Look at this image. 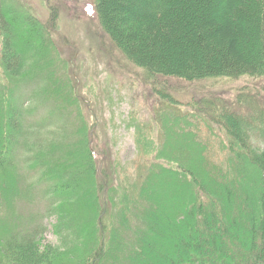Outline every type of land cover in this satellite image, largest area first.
<instances>
[{
	"label": "trees",
	"instance_id": "1",
	"mask_svg": "<svg viewBox=\"0 0 264 264\" xmlns=\"http://www.w3.org/2000/svg\"><path fill=\"white\" fill-rule=\"evenodd\" d=\"M95 9L98 22L111 41L149 74L188 82L208 78L246 76L254 80L264 77V0H95ZM17 18L22 19L18 21ZM35 27L42 33H35ZM45 30L43 23L33 16L18 17L12 13L7 0H0V62L10 83L15 82L20 87L23 81L34 77L31 83L38 85L52 70L48 68L51 63L49 55L41 56L40 45L46 42L48 35ZM203 93L206 92L202 91L203 96L194 103L198 112L193 114L214 118L224 126L229 139L226 148L233 152L229 154L228 163L233 167L229 166V172L210 174L201 158H198L197 167L190 169L182 166L184 163L180 164L178 157L175 160L179 167L165 166L153 157L150 163L156 164L146 165V172L133 192V203L138 209L143 205L140 209L143 211L141 188L151 181L154 172V177L158 178L156 183L160 185L156 190L157 197L160 192V201L165 198L163 194L168 189V181L183 189L185 208L176 213L182 216V222L180 218H169L168 224L166 219L162 222L160 218L152 225V219L143 220L141 217L137 223L140 221L143 226L139 230L140 235H135L139 237L135 242L141 245L140 251L145 256L120 259L114 252L122 242H117L116 235L113 241L102 237L101 232L96 236L95 228L103 216L97 213L95 218L96 212L92 215L96 199L94 189L97 188L98 196L102 197L112 179L100 178V166L93 159V153L88 152L89 161L82 160L80 165L65 174H53L52 178L57 181L51 185L52 178L46 173L48 167L59 159L57 156L63 155L62 150L66 155L69 151L72 156L74 143H68L63 135L65 132H60L64 124L61 130H52L50 136H42L38 127L43 128L51 118L59 122L64 118L61 119L55 107L49 112L48 120L43 119L40 124L25 120L32 106L26 111L22 105V94L18 93L16 98L13 94L17 91L7 89L1 100H7L8 105L0 110V115L7 114L5 134L8 139L0 138V166L4 163L10 167L17 147H22L27 164H31L29 169L38 173L32 188L39 183L44 184V189L48 191L46 195L51 196L48 202L72 199L84 205V211L75 210L78 218L73 217L70 232L66 227L62 231L68 233L59 237L58 246L39 252L40 238L37 236L42 229L37 224L20 232L22 235L16 239V252L13 258L10 256L12 263L105 264L117 259L120 264H264V109L245 104L246 109L239 107V113L233 109L237 106L233 105L237 104L235 101L228 104L218 95L213 97L208 92ZM35 99L39 102L32 104L41 108L44 105L41 98ZM245 119L254 120L257 127L249 125ZM183 131L188 134L184 137L188 143L192 138L199 146L197 151H202L203 146L193 132ZM254 133L260 144H254ZM47 145H64V148L54 154H46ZM156 151L160 160L166 158L159 155L160 150ZM42 153L47 160L40 159ZM80 166L90 170V181L82 175L83 171L78 169ZM209 179L219 185L223 183V195L222 192H213L214 183L207 181ZM196 184L199 190L192 197L191 185L194 187ZM9 207L12 209L15 205ZM160 213L164 215L161 209ZM10 219H14L11 213ZM1 224L6 223L2 221ZM156 227L162 232V237H159L158 231L154 232ZM169 227L176 231L171 235L172 246L168 241ZM13 234L9 231L3 238H7L6 242L9 238L12 241L15 239L11 237Z\"/></svg>",
	"mask_w": 264,
	"mask_h": 264
},
{
	"label": "rangeland",
	"instance_id": "2",
	"mask_svg": "<svg viewBox=\"0 0 264 264\" xmlns=\"http://www.w3.org/2000/svg\"><path fill=\"white\" fill-rule=\"evenodd\" d=\"M7 4L16 16L31 15L43 23L45 33L51 40L47 35L46 42L41 43V56L49 55L51 63L48 68L52 70L38 85L31 83L34 80L32 77L23 81V87H18L19 85L10 83L6 78L0 62V110L8 105L7 100H1V96L10 88L17 91V94H13L16 98L18 93L22 94V105L26 111L32 106L27 113L29 116L25 117L31 123L40 124L43 119L48 120V114L53 108H57L64 120L59 122L56 118H51L43 128L38 129L42 136H50L52 130L59 131L64 124V129L60 132H65L63 135L68 143H74V149L70 156L69 151L66 152L68 155L63 153L64 145H47V152L44 153L54 154L62 150L63 155L57 156L59 159L51 163L46 173L51 178L53 174H65L80 165L82 160L89 161L88 152H92L93 159L100 166V178L112 179L102 197L98 196V189H94L96 199L92 215L96 212L95 218L97 213L103 216L95 228V235L101 232L102 237H109L112 241L116 235L117 242L121 241L122 244L114 254L120 259L133 255L145 256L140 251L141 245L135 242V239H139L135 235H140L139 230L143 226L140 221L137 223L138 219H152L153 225L154 220L161 218L162 222L166 219L170 224L169 218L179 219L182 216L176 213L185 208L183 189L173 186L171 181L166 183L168 189L163 194L164 200L160 201V192L158 197L156 192L160 185L156 183L158 178L154 177V172L151 174L153 180H149L141 188L143 211L140 210L143 205L139 206L140 209L136 208L133 192L135 193L136 184L146 172V165L155 157L156 162L165 166L179 167L175 160L178 157L179 163H184L182 166L194 169L198 158H201L210 174L229 172L233 167L228 163L229 154L233 152L226 148L229 139L224 126L214 118L193 114L198 112L194 103L199 102L203 91L206 92L203 94L208 92L209 96H220L228 104L235 101L237 104L233 105H237L236 109L231 108L239 113V107L246 109L245 104L263 110L264 77L254 79L255 81L253 78L240 76L188 82L162 75L155 76L134 64L111 41L98 22L95 0H7ZM26 22H29L28 19ZM20 25L23 26L21 23ZM35 33L41 34L42 31H37L35 27ZM36 97H40L44 104L41 108L34 105L39 102ZM245 121L257 127L254 120ZM48 122L51 123L50 126ZM7 124V114L0 115L2 140L8 139L5 134ZM183 130L193 132L203 146L202 151H197L199 146L192 138L188 143L184 138L188 134ZM253 142L260 144L255 133ZM156 150H160L159 155L166 158L160 160ZM41 158L47 160L43 153ZM161 164L158 165L162 166ZM30 165L26 162V152L22 147H17L10 167H6L4 163L0 166V264H13L10 256L13 258L17 248L16 239L24 229L35 224L41 227L42 231L37 237L40 238L38 250L42 252L60 245L59 237L68 233L62 231L66 227L70 232L73 217L78 218L75 210L84 211V205L77 203L78 200L55 199L54 202H48L51 196L46 195L45 192L48 191L44 189V184L39 183L32 188L38 173L30 170ZM78 169L90 181V170L83 166ZM52 170L55 173H51ZM139 175L142 176L138 177ZM56 181L52 178L51 185ZM207 181L214 183L211 188L214 193L222 192L223 195V183L219 185L213 179ZM197 186L198 184L194 187L191 185L192 197L197 195ZM10 205L15 207L11 209ZM120 208L122 210L118 211ZM160 209L164 215L160 213ZM10 213L13 220L10 219ZM179 220L182 222L181 218ZM2 221L6 224H1ZM154 230L158 231L159 237L163 236L158 227ZM9 231L14 233L11 237L15 239L11 241L9 238L6 242L7 238L3 237ZM174 232L176 231L169 227L170 246L173 245L171 235ZM105 264L120 263L115 259Z\"/></svg>",
	"mask_w": 264,
	"mask_h": 264
}]
</instances>
